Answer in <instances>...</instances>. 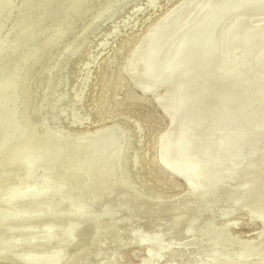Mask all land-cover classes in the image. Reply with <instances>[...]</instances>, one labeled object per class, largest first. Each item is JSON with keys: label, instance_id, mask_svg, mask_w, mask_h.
<instances>
[{"label": "bare ground", "instance_id": "6f19581e", "mask_svg": "<svg viewBox=\"0 0 264 264\" xmlns=\"http://www.w3.org/2000/svg\"><path fill=\"white\" fill-rule=\"evenodd\" d=\"M35 1L37 0H33V4H35ZM39 1H42V3L44 1V4H47L51 0ZM55 1L59 3L60 0ZM105 1L107 2L105 3ZM121 1L120 5H116ZM130 1L134 0H85V5L80 8V20L70 29L71 33L63 37V39L47 37L43 39L40 43L43 51L38 56V60L33 66L28 67L27 70H23L20 83L22 84V90L28 94L29 98L25 100V114L21 118L23 125L20 124V127H23L21 128V132L26 128L29 130V137L26 134L25 139L20 142L19 146L23 150L28 151L30 147L39 148L45 144L52 145L54 142L68 143L71 144V147L66 149L67 153L60 154L57 158H63V161L67 160V158L70 160L60 163L58 160L54 161L50 159L54 162L47 164L48 162L42 161L35 163L34 160L36 158L32 159L29 157L28 165L22 166L21 169L30 171L22 172L19 170L17 178L12 176L13 179L10 177L6 179L8 182L12 179L10 182L13 183L11 185L13 189H10V186L9 188L0 186V188L3 187L1 192L8 190L3 195L0 193V199L2 200V196L9 195L12 199V202L10 204L6 203V205H3L4 200L2 202L0 200V206L3 205L0 211V215L2 216V219H0L2 221L0 222H4L5 216H8L6 215L7 213L5 214L6 209L12 208L16 204L13 202H16L17 198L22 197L21 195L26 194L24 196L27 198L29 193H32L36 203L39 199H42L41 195L44 196L46 194H42L43 192H52V197L48 200V203H43V200L42 204H47L50 207L49 210H56L54 212L55 216L56 212L58 214H63L59 213L62 211L75 212L74 210L78 209H75L76 207H81L78 210L83 214L87 213L85 210L93 206L96 201L100 203V206L107 203L106 198L109 197V194L89 188V186L98 185L101 181L105 180V177L101 176L99 170L95 169V163L99 160L95 161L94 159L95 155L100 151L99 147L102 143H105L104 155L102 154L100 159L104 158L105 165L111 159L113 160L111 169H109L110 171L106 173L113 175L114 190L119 191L118 195L115 196L116 201L114 202L116 203L115 207H112L114 209L111 212V216L121 214L122 210H124L120 208L122 206H137L136 210L140 206L145 205V211L149 214L156 213L162 219V222L164 216H166L164 215L165 213L177 211L179 210L178 207L183 205L184 208H196L197 204L200 203L201 208L189 218V222L183 229L180 228V225L177 228H175L176 226L169 227V225L166 228L162 226L150 234H145L146 237L140 236L138 240L135 238L134 240L127 238V240L120 237L121 241H119V245L117 244L118 242L112 241V238L115 239V237H112V234L109 236L106 231L102 239L99 236L96 237L100 238L101 244L109 246L105 249H103V245L102 247L99 246L95 254L96 256L93 254L96 251L94 248L99 244L89 242V246L86 242L87 249L94 250L93 255L90 254L92 250H89L90 256L95 257L91 261L87 260L89 263L93 261L95 264L96 262H98L97 264H183L181 263L183 260L184 262L187 260V263L190 260H194L196 264H264V156L251 157L248 152L249 150L252 151V147H256L257 149L260 147L259 150H264V139L255 138L260 136V133L258 134L259 127H261L259 123L263 118L262 113L264 109V0L261 2L254 1L247 6L240 4L242 0H180L181 4L161 18L162 24L153 25L149 34L128 55V62L123 65V71L129 81L137 84V86L139 85L145 90L144 92H150L153 100L163 108L165 114L172 121L171 128L168 131H163L157 141L151 143L154 150L159 153L161 165L169 169L171 173L160 170L158 177L155 178L148 176L151 172L157 173V170L152 165L155 164L161 169L162 166L158 163L157 155L154 159H147L149 156V144L138 137V132L141 133L144 130L140 121L137 118H132L133 124H131L122 118V114H119L120 119L116 120V127L111 126L105 132L96 133L94 131L91 132L90 129L82 130L79 129L80 127L75 128L74 125H83V121L90 120L93 113H86L87 110L85 114L80 112V109L85 106V102L83 105L81 104L85 99L82 87L80 88L77 85L81 91L75 89L76 92L73 94L70 93L73 85L70 84V88H67L69 86V76L75 70L72 64H74L73 62L81 49H84L87 44L89 45L92 40L90 36L95 34L94 32H97L96 30H99V27L103 23L124 9ZM157 3L158 0H149L147 5L150 7V5L155 6ZM134 6L136 8V5ZM112 7L113 9L111 10ZM141 8L137 7L136 11ZM107 10L108 12L111 11L107 16H104L107 14L105 13ZM126 20L121 23H127ZM40 25L42 26L43 24ZM26 26L22 27V30ZM35 26L38 28L36 24ZM111 28L108 32L106 31V34L101 35V37L98 36L100 37L99 45H102V47L110 39H115L122 31L120 25L117 24ZM33 32H30V34ZM99 34L98 31L95 35ZM77 36L78 39L75 42L74 40ZM56 47H58L57 50ZM53 52L54 54L51 56ZM49 56L51 57L48 61L42 65V61ZM78 61L81 60L78 59ZM137 62L141 66V69H138ZM85 65L87 67V64ZM9 66L10 64L6 67L8 68ZM40 67L42 69L46 67V69H50L44 75L41 86L37 82ZM195 68L199 69V73H204V77L199 78L198 75L193 74L192 80L185 79L186 76H190L186 74L192 73L189 69L193 71V69L196 70ZM92 69L89 68L90 73ZM89 70H87V73ZM93 74L89 75L93 76ZM119 76L121 77V73L117 77ZM103 81L105 83L109 82L106 77L102 78L101 82ZM173 83L176 85H173ZM159 87H162L163 90L158 91ZM35 93H39L38 98H33ZM125 100L135 108L134 105L138 104V101L143 100V98L136 94L135 96L128 94L125 96L123 102ZM116 104L117 102L114 101L111 105L115 107ZM85 109L88 108L85 107ZM201 112L204 113L203 116L207 122L205 125L203 123L208 137L206 140H202V137L199 136L204 133L201 130L197 134L190 132L192 124L197 127V121L201 116ZM105 136H109V138L101 142V140L106 138ZM197 136L201 137L200 141L202 140L201 143L203 144L194 147L189 146L194 139L198 138ZM147 142L150 143V141ZM120 143L122 144L120 147L121 152L115 156V154H112L113 148L111 145ZM141 144L145 145L144 148ZM16 147L17 144L10 148V150L12 149L13 154L18 155L20 153L19 151H15ZM89 147H96V151L94 149L95 154L93 153V155L90 154L91 156L82 158H78L76 150H73L74 148L79 150L88 149ZM244 147H247V149L244 150ZM232 156H237V159ZM15 157L17 156L15 155ZM207 157L210 158V162L205 164ZM218 158H222V160H218ZM73 162H76L74 168L71 167ZM87 162H90V164L85 165ZM249 163L253 164V167H251L256 169V172H251L252 169L250 170V167H247L251 172L250 176L244 172ZM38 164L44 165L43 167L46 166L47 169L45 168L46 170L44 171L47 173L42 178L43 181L36 184L37 189L33 192L31 188H33L35 179L32 176L36 171L35 167L39 166ZM7 169H10V167H7ZM249 171L246 172L249 173ZM257 173L259 174L258 178L256 177L253 180ZM4 177H2L0 185L7 183L5 182L6 180L3 181ZM76 179L78 180L76 181ZM261 179L262 185H260ZM168 183L176 185L174 192L165 190V186ZM64 186L65 190L63 189ZM237 186H241V188L238 189ZM81 189L85 191L80 192ZM107 191L110 192L111 190ZM186 191H188L187 195L180 197ZM79 193L83 194V198L79 196ZM25 197L24 200H26ZM30 197H28V200ZM60 197H63V200L60 202L61 206L56 207V205L52 204V199ZM196 197L200 198L199 200L197 199L198 202L192 201ZM28 202L31 203L30 200ZM37 204L45 208V206L38 202L35 204V207ZM23 205L22 203L20 205L16 204V208L21 211L26 210L25 208L23 209ZM28 207L30 209V206ZM31 208L34 210L33 207ZM38 208L36 207V211ZM94 208L96 207L94 206ZM29 209L27 211L31 212L32 210ZM9 210H7L8 214H10ZM135 210L132 209V213ZM131 211H127L126 214H129ZM76 212L78 214V211ZM100 212L99 210L98 213L95 212L93 215L97 217V214L99 216L102 213ZM15 214V217L20 215V211H16ZM25 214L22 213V215ZM67 214L70 217V214ZM82 214L79 212L78 215ZM74 215L76 216L73 213ZM90 215L88 213V216ZM51 216L49 215V218ZM88 216L86 214V217ZM91 217L92 215L89 218L90 220L93 218ZM55 218L53 217L54 220L62 219ZM53 219L50 218V220ZM65 219L64 223L67 221V218ZM89 221H87L88 224ZM102 221H99V223H102ZM54 222L53 224H55ZM59 222L58 224H60ZM159 224L161 223L159 222ZM98 225L100 226V224ZM124 226L120 225V227ZM72 227L73 229L70 231V225H68L66 230L64 228L65 232L68 233L70 231V234L71 232H73L72 234H76L78 232L77 228H81L79 224L78 227ZM86 228L89 230L88 227ZM90 231L93 232V228H90ZM90 231L87 233L89 234ZM97 231L95 229V234H97ZM52 233L50 235L51 238L52 236L54 237ZM67 235L70 236L69 234ZM130 235V238H132V234ZM165 235L169 237L166 239ZM30 236L33 237L32 234ZM37 237L42 238V236ZM56 237L58 236L56 235ZM90 237L88 241H90ZM45 238L42 239L46 241L47 239L45 240ZM33 239L31 238V240ZM59 240L61 241V239ZM59 240L57 239L58 242ZM70 240L62 239V243H58V245L56 243L55 245L57 248H60L62 245H68L67 242ZM14 242L17 241L14 240ZM35 242L33 243L35 247H39L42 244L41 240L37 241L38 244ZM46 242H49V240ZM111 242H115L116 246L110 248ZM133 242L137 244L134 249L131 248L133 245L130 247ZM86 245L83 238L82 242L74 244L73 250L75 252L73 251V253L85 252L84 247ZM3 246H0V264H15L16 261L18 262L21 259L25 260V262L21 261V264H57L59 261L64 263L66 255V249L63 246L62 249H65V251L63 249V252L61 251L62 249L60 251L52 249L54 252L51 250V252H48L50 253L49 255L47 253L44 254L46 256L35 255L30 260L27 252H17L21 248L15 252L16 246L14 249ZM143 250L147 252V255ZM134 255H140L139 257L136 256L137 258L141 257L139 262L136 260L134 263ZM87 257L89 258V255ZM28 261L30 262L27 263Z\"/></svg>", "mask_w": 264, "mask_h": 264}, {"label": "rangeland", "instance_id": "374dc122", "mask_svg": "<svg viewBox=\"0 0 264 264\" xmlns=\"http://www.w3.org/2000/svg\"><path fill=\"white\" fill-rule=\"evenodd\" d=\"M74 1H75V3H74ZM148 1L149 0L130 1L128 4H126L124 9H122L116 15H114L111 19H109L108 21L103 23L99 27V30L98 29L96 30L97 32H94L96 34L99 31V33H100L99 35L93 34L90 36V39H92V40L90 41L89 45L87 44L88 47L86 46L84 48L85 50L81 49L77 58L73 62L74 64H72V67H74L75 70L69 76V86L67 88L68 89L70 88V84L73 85V87L70 89L71 94L76 92V90L81 91V89H82L83 95H85V99L81 102V104L83 105V103L85 102V104H84L85 106L80 109V112L85 114V111L87 110L86 113H93V114H91L92 117H90V120L83 121V125L82 124L74 125L75 128L80 127L79 129H82V130H84V129L89 130L90 129L91 132L94 131L96 133H101V132H105L111 126L116 127V120L120 119V117L118 116L119 114H122L123 115L122 118L126 119L131 124H133L132 118H137V120L140 121V123L142 124V126L144 128L143 132H141V133L138 132V137H140V139L142 141L149 144V156L147 157V159H150V158L154 159V158H156V155H157L158 163L161 165V160L158 156L159 153H157L154 150L151 143L153 141H157V139L159 138L161 133H163V131H168V129L171 128L170 125H171L172 121L169 118V116H167L165 114V112L163 111V108L160 107L153 100V96L151 95L150 92H148V91L144 92L145 90H143V88H141L139 85L137 86V84H135V83L133 84L131 81H129L127 75L123 71V65L127 64L128 55H130L132 53V51H134L135 47L138 44H140V42H142L144 40V38L149 34L153 25L162 24L163 21H161V18L163 16L167 15L168 12L170 13L171 11H173L175 7H177L178 5L181 4V2H180V0H158L159 4L157 3V5H155V6L150 5V7H149V5H147ZM254 1L261 2L263 0H248V1L242 0L240 4L243 6L244 5L247 6L250 3L252 4ZM39 2L37 0L34 2L35 4H33V0H0V170H1L0 173L2 172L0 174V179H1L0 181H2V177H4V176L5 177L3 178V181L8 179L9 177L13 179V177L15 178L16 176H19V174H18L19 170H21L22 172L30 171V170L21 169L22 166L28 165V159H30V158H32V159L36 158V160H34L35 163L38 161H42L45 163L48 162L47 164H50V163L54 162L55 160H58L60 163H64V162H67L70 160L67 158V160L63 161L62 160L63 158H61V159L57 158L58 155L63 154V153H67L66 149L71 147V144H68V143L62 144L63 142H54L52 145L45 144L44 146H41L39 148L30 147V149H28V151L23 150L21 148V146H19L20 142L25 139L26 134L29 137V130L27 128L26 129L24 128L25 130H22V132H21V128H23V127L22 126L20 127V124L23 125L21 118L25 114L24 113L25 112V100H27L29 98L28 94L24 90H22V84L20 83V80H22L21 77L23 74V70H27L28 67L33 66L36 63V61L38 60L37 59L38 56L43 51V48L40 46V43L43 39H45L46 37L47 38H54V39H58V38L63 39V37H65L71 33L70 29L76 24L77 21L80 20V15H81L80 14V12H81L80 8L85 5V0H64V1L60 0L59 1L60 4L58 3V1L56 2L55 0H51L50 2L48 1L47 4H44V1H43V3H42V1L40 3ZM106 2L107 1H105V3ZM121 3H122V1L118 2L116 5H120ZM39 4H41V5H39ZM47 5H48V7H47ZM134 5H136V8L137 7H142V8L139 9L138 11H136V8ZM112 9H113V7L111 8V10ZM109 12H108V10L105 11V13H107V14H105L104 16H107L109 14ZM125 20L127 23H125V24L121 23ZM35 24L38 26V28H36ZM40 24H43V25L41 26ZM115 24L120 25L122 31L119 33V35L115 39H110L108 41V43L106 44L107 46L103 45V47H102V45H99V38L101 37V35L106 34V31L108 32V30H111L112 29L111 27H113ZM122 25H124V26H122ZM24 26H26V27L24 28V30H22V27H24ZM32 31H34V32L32 34H30V32H32ZM98 36H100V37H98ZM77 39H78V36L76 37V39L74 41L76 42ZM57 49H58V47H56V50ZM82 50L85 52L83 53ZM86 51L87 52L89 51V52L87 53ZM89 53L90 54L92 53L91 56ZM53 54H54V52L51 54V56ZM80 54H82V55H80ZM92 55L94 58L92 57ZM51 56H49L48 58L43 60L42 65H44ZM87 56H88V58H87ZM95 56H96V58H95ZM81 57H83L84 59ZM78 59L81 60L82 62L78 61ZM83 60H84V62L85 61L86 62L84 63ZM8 64H10V66L7 68L6 66ZM85 64H87V67ZM137 64H138V69H141V66H139L138 62H137ZM48 66L52 67L51 65H48ZM41 67H40V70L38 73L39 77L37 78V82L39 83V86H41L43 84V77L50 70V69H46L47 67L44 69H42ZM89 68L90 69L93 68L91 71L93 73L95 72L94 73L95 75L92 72L90 73ZM87 70H89L88 73H87ZM189 70H191L192 73L186 74V75H190V76L188 77L185 75L186 76L185 79L188 78V79L192 80L193 74H196V76L198 75L199 78L204 77V73H201V72L199 73V69H196V70L193 69V71H192V69H189ZM84 72H85V74L83 75ZM188 72H190V71H188ZM120 73H121V77L120 76L117 77L118 74H120ZM89 74H93L94 77L92 75H89ZM89 77L92 80V82L89 79ZM103 77H106V79L109 80V82H107V83H105V81L101 82ZM198 77H196V78L198 79ZM82 78L84 79V81ZM143 78L145 79V77H143ZM34 79H35V77H34ZM93 79H94V81H93ZM82 84H84V85H82ZM91 84H92V86H91ZM77 85H79V87L80 88L82 87V88L79 89V87ZM173 85H176V84L173 83ZM84 88H85V91H84ZM160 90H163V88L159 87L158 91H160ZM89 94H90V96H89ZM128 94H131L134 96L136 94L138 96H141L143 98V100L138 101L139 103L134 105L135 108H133V105L131 106L126 100L123 102L125 96H127ZM38 96H39V93H35L33 95V98H38ZM114 101L117 102V104L115 107H112L111 104ZM87 106H89V107H87ZM85 107L88 109H85ZM88 110H90L92 112H90V111L88 112ZM82 113H80V114H82ZM203 114L204 113L201 112L202 117L200 116V118L198 119L197 127H196V125H193V124L191 125V127H190L191 131L190 132L197 134V132L201 130L204 133H203V135L200 134L199 136L202 137V140H206V138H208V137L206 135V132H205L206 127H204V125L207 122H206ZM262 114H263V118H262L261 122L259 123V125H261V127H259L260 131L258 130V134L260 133L259 134L260 136L255 137L256 139H261V140L264 139V134H263L264 133L263 132L264 131V127H263L264 126V109H263ZM203 123H204V125H203ZM262 123H263V125H262ZM119 133H120V131H119ZM100 136H102V135H100ZM201 137L194 139V141H192V143L189 146L194 147V146H199V145L203 144V143H201L202 140L200 141ZM108 138H109V136L104 138L103 140H101V142L106 141ZM147 141H150V143ZM123 142H124V140H123ZM16 144H17V147L15 148V151H19V153H20L18 155L13 154L12 149L10 150V148L14 147ZM104 144L105 143H102V145L99 147L100 151L97 155H95L94 159H95V161L99 160L95 163V169L99 170L101 176L105 177V180L101 181L100 184H98V185L89 186V188H91V189L94 188L95 191L100 190L104 193L109 194V197L106 198L107 203L100 206V203L98 201H96L95 202L96 205L93 204V206H90L89 208H87V210H85V212H87V213L82 214L81 211H79L81 207L80 208L76 207L75 209L78 208L79 210L78 209L74 210L75 212H67V211L66 212H64V211L59 212V213H63V214H58V212H56L58 215L55 213L56 214V216H55L54 212L56 210H54V209L49 210L50 207H48L47 204H42L43 200H44L43 203H48V200L51 199V197H52V194H53L52 192H51L52 194L47 192V191L42 193V194H44V193H46V194H44V196L41 195L42 199H39V200H42V201H40L41 203L39 202V200L37 202L39 204L45 206V208H43L42 206H39L37 204L36 207L37 208L39 207L38 208L39 211L38 210L36 211L35 204L37 202L35 203L32 193L31 194L29 193L27 198L25 197L26 194H24L25 196L21 195L22 197L17 198V201L13 202V203L14 204L16 203L19 205H20V203H22V205L24 203L23 209L25 208L26 210L21 211L20 209H17L16 204L12 208H9V209H13V210L10 211L8 208L6 209L5 214L7 213L6 215H8V216L10 214L11 215L9 217L5 216L6 217L5 221L0 222V234H1L0 237H2V238H0V241H2L4 239L2 242H0L1 243L0 246H3L5 244L3 247L6 246L7 248L9 247L10 249H14V247L16 246L15 252L17 249L19 250L21 248V250H19L17 252H19V253H21V252L26 253L27 252V254H28L27 256L30 258V260H32L31 257H33L35 255L36 256H41V255L46 256V255H44L46 253L49 255L50 253H48V252H51L52 249L54 251L55 250L60 251L62 249V247L64 246V248L66 249V255H65L64 263L62 261L61 262L59 261V262H57V264H62V263L63 264H70V263L75 264V262H76V264H81V263L83 264L84 259H85L84 264L85 263L86 264H95V263H93V261L89 263V261H87V260L91 261L92 258L93 259L95 258L93 256H90V254L91 255L94 254V256H96L95 254H96L99 246L102 247V245H103V247H104L103 249H105L107 246H109V245L104 246V244L103 243L101 244V241H99L100 238L101 239L103 238V235L105 234L106 231H107V234L109 236L112 234L111 236L115 237V239L112 238V241L118 242L117 244L119 245V243H120L119 241H121V238H124V239L128 238V239H133V240L135 238L136 240H138V238L140 236L146 237L145 234L146 235L150 234L154 230L160 229L162 226L164 228H166V226L169 225V227L176 226L175 228H177L180 225L181 229L185 228L184 226L189 222L188 221L189 218L198 209L201 208L200 203L197 204L196 208L195 207L184 208V205H183L181 207H178L179 210H177V211L176 210L169 211V212L164 214L166 216H164V219L162 222H161L162 219L158 215H156V213H151V214L147 213L145 211V208H146L145 205L140 206V208H137V209H139V210L136 209L137 211L135 210V208L137 206H134V207L122 206L120 208L124 209V210H122L123 212H121V214H119L117 216H111L112 215L111 212H113V209H114L112 207H115V203H116V202H114V201H116L115 196L118 195L119 191L114 190V183L112 182V180H114L112 178L113 175L106 173V172L110 171L109 169H111L113 160L111 159L105 165L104 158L100 159L102 154H103V150L105 149ZM121 145H122L121 143L111 145V147L113 148L112 154H115V156H117V153L119 154L121 152V148H120ZM142 145L143 144H141V146ZM144 146L145 145H143V148H144ZM95 148L89 147L88 149H79V150L77 148H74L73 150H76V156L78 158H82L85 156H91V155H93V153L95 154V151H96ZM18 149H20V150H18ZM94 149H95V151H94ZM243 149L245 150V149H247V147H244ZM251 149H252V151L251 150L248 151L249 155L251 157H255V156L262 157V156H264V154H263L264 150H259L260 147H258V149L256 147H254V148L252 147ZM253 149L254 150L256 149L258 151H256V150L254 151ZM250 152H251V154H250ZM8 154H10V155H8ZM21 154H23V155H21ZM253 154H254V156H253ZM259 154H261V155H259ZM15 155L17 157H15ZM12 156H13V159H12ZM232 157H234V156H232ZM8 158H10L13 161H11ZM234 158L237 159V156H235ZM50 159H52L54 161H51ZM219 159L220 158H218V160ZM220 160H222V158ZM208 162H210L209 157H207L205 159V164ZM211 162H213V161H211ZM75 164H76V162H73L71 167L74 168ZM87 164H90V162H87L85 165H87ZM250 164L251 163H249V165ZM249 165H247V166L245 165L246 166L245 170L249 171V169L250 170L252 169L253 171L251 170V172H256V169L252 168L253 164H251L250 166ZM43 166L39 165L38 167L37 166L35 167L36 171H35L34 175L32 176L35 179L34 183H33V188L36 187V184H39L40 181H43L42 178H44L46 176L47 172L44 170H46L47 167L46 166L43 167ZM7 167H10V169H7ZM152 167H154L157 170V173L151 172V174L148 175L150 178L158 177L160 170L163 172L171 173V171H169V169H166V167H164V166H162V169H161V168H158V166H156L155 164H153ZM247 167L248 168L250 167V168L247 169ZM42 168H43V170L41 171ZM246 171H244L246 173V175L250 176L251 172L249 171V173H248ZM36 173H37V175H36ZM43 173H45V174H43ZM258 175H259L258 173L255 177L253 175V177H254L253 180L256 177L258 178ZM77 180L78 179H76V181ZM10 181L8 182L6 180L5 182H7V183H4L3 185H0V186H3L4 188L5 187L9 188V186H10V189H13V186L11 187V185H13V183H11ZM14 181H15V179H14ZM261 182H262V179L260 180V185H262ZM9 183H11V184H9ZM170 184L171 183L166 184L165 190H168L169 192H174L176 185L175 184L170 185ZM184 186H186V185H184ZM3 187L0 188V193L2 195L8 191V190H6V191L4 190L1 192V190H3L2 189ZM33 188H31V189L34 192V190H36L37 187L35 189H33ZM237 188L240 189L241 186L240 187L237 186ZM63 189L64 190L66 189L65 186L63 187ZM183 189H184V187H183ZM107 190H111V191L108 192ZM84 191L85 190H83V189L80 190V192H84ZM187 193H188V191H186L180 197L186 196ZM9 196H2V200L1 199L0 200H1V202L4 200L3 205H6V203L10 204L12 202L11 201L12 199L10 198L11 196L10 197ZM79 196H81V198H83V194L79 193ZM24 197L26 200H24ZM28 197H30L29 200L31 201V203L28 202L29 201ZM55 197H57V196L55 195ZM60 198L52 199V204L56 205V207L61 206L60 202L63 200V197H60ZM197 199L199 200L200 198L196 197V199H192V201L198 202ZM32 200H33V202H32ZM111 200H113V202H111ZM209 201H211V200L209 199ZM3 205L0 206V211H1V208ZM97 205H99V207H97ZM28 206H30V209ZM94 206L96 208H94ZM104 206H106V207H104ZM26 207H28V208H26ZM31 207H33V208L35 207L34 208L35 211ZM40 207H41V209H40ZM52 208H53V206H52ZM14 209H15V211H14ZM28 209L32 210V211L28 212L27 211ZM132 209L135 210V212H134L135 214L132 213V211H131ZM7 210H9L10 214H8ZM18 210L20 211L21 217L18 214H17L18 216L15 217V215H16L15 212L16 211L18 212ZM99 210L102 212V213L100 212L101 214H99V216H98V214H97V217L95 215H93V214H95V212L98 213ZM129 210L131 212L129 214L128 213L126 214V212ZM12 211L14 214L12 213ZM51 211H53V212H51ZM57 211H59V210H57ZM76 211H78V214L80 212V214H82V215H78ZM32 212H34V213H32ZM50 212L52 213V216H51ZM22 213H24V214L26 213V214L22 215ZM67 213L70 214V217H68L69 215ZM71 213H72V215H71ZM73 213L76 214V216L78 215L77 217L81 221L78 218H77V220L80 223L76 220V216L75 215H74L75 217L73 216ZM88 213L91 214L94 219L91 217L92 219L90 220L89 218L91 215L88 216ZM103 213L105 215H108V216H105ZM198 213H201V212H198ZM86 214L88 217H86ZM49 215L51 216L50 217L51 219H53V217H56L55 219H59V218L61 219L62 218L61 220L63 221V223L66 220L65 218H67V221L64 223L65 226L63 225V223H61L62 222L61 220H54V219L50 220ZM61 215H63V216H61ZM64 216H65V218H64ZM73 217L75 220L73 219ZM98 217H101V218H98ZM111 217H113V218H111ZM16 218H17V220H16ZM68 218L71 220H69ZM0 219H2L1 215H0ZM13 219H15V220H13ZM95 219H96V221H95ZM110 219H112V220L110 221ZM132 219H134V220H132ZM167 219H169L173 222H170ZM92 220H94V221H92ZM113 220L116 222H114ZM0 221H2V220H0ZM58 221H60L59 222L60 224H58ZM68 221L74 222V223H72L74 225H72L71 222H69L70 223L69 224ZM82 221H85V222L89 221V224H88V222L85 223ZM99 221H102V223H99ZM158 221L161 224H159ZM13 222H15V223H13ZM49 222L52 226L49 224ZM53 222L55 224H53ZM90 222H92L91 224L94 226H92L90 224ZM94 222H97V223H94ZM66 223H68V224L66 225ZM81 223L84 225H82ZM61 224H62V226H61ZM78 224H79V227H81V228H77L78 232L76 234H72L73 232H71V234H70L69 232L73 229L72 226L78 227ZM95 224H97V225L100 224V226L98 225V227L95 228L97 226ZM111 224H113V225H111ZM125 224H127V225H125ZM68 225H70V231L68 233H66L65 230H66V227ZM103 225H104V227H103ZM120 225H123V226L125 225V226L120 227ZM59 226H61L62 228ZM54 227H57V228H54ZM58 227H59V229L60 228L61 229L59 230ZM86 227H88L89 230H87ZM89 227L93 228V232L90 231ZM115 227H116V229H115ZM126 227H128L129 229ZM139 227L140 228L142 227V229H140ZM53 228H54V230H53ZM64 228H65V230H64ZM83 228H85V229H83ZM117 228L118 229L120 228L122 230L119 229L120 230L119 231ZM55 229L57 232L55 231ZM95 229H96V231L98 230L97 234H95ZM137 229H138V231H137ZM58 230H59V232L61 231L60 234H59ZM81 230L83 233L81 232ZM129 230H131V231H129ZM52 231H53V233H52ZM88 231H90V233H89L90 235L87 233ZM108 231H110V232H108ZM98 232L100 233V235ZM119 232H121V234H119ZM28 233L30 235L32 234L33 237H31ZM36 233L37 234L39 233V234L37 235ZM51 233H52V235H54V237L52 236V238L50 236ZM54 233L55 234L58 233L56 235L59 238L56 237V235ZM92 233H94V234L92 235ZM113 233H115V234H113ZM42 234L45 235L44 236V237H46L45 240L47 239V240H49V242H46L47 240L46 241L43 240L44 237ZM61 234L66 235L67 238H66V236H63ZM67 234H69L70 236H68ZM130 234H132V236H133L132 238H130L131 237ZM169 234H171V233H169ZM87 235L91 236L90 241H88L89 236H87ZM37 236H39V237L42 236L43 239L38 238ZM96 236H99L100 238H98ZM165 236H166V239L169 237V236L167 237V235H165ZM70 237H72V238H70ZM31 238L32 239L34 238V239L31 240ZM35 238H37V239H35ZM83 238L85 241V245L87 243H88L87 245H89V242L99 244L98 246L96 245L97 247L95 246L96 248H94V250H96V251L89 249V250H92L90 253V251L87 249V245H86L84 247L85 252L82 249L83 252L81 253V251H80L81 254L77 251L76 252L78 254L73 253L74 244H78L79 242H82ZM57 239L58 240L61 239V241L59 240V242H58ZM62 239H65V240L71 239V240L69 241L70 243L67 242L68 245L67 244L62 245V247L57 248V246L55 244L57 243V245H58V243L59 244L62 243ZM86 239H87V241H86ZM117 239H118V241H117ZM14 240H16L17 242H14ZM35 240H36V242H35ZM38 240H41L42 244L39 247H35L33 243L35 242L38 244V242H37ZM79 240H81V241H79ZM95 240H97V241H95ZM31 241H34V242H31ZM115 242L114 243L111 242L110 248L113 246H116ZM9 243H10L11 247H10ZM13 243H15L16 245ZM12 244H13V248H12ZM134 244L135 243L133 242L130 245V247L133 245L131 247L132 249H134L137 246V244H135V245ZM89 246H88V248H89ZM47 249H48V251H47ZM63 249L61 250L62 252H63ZM65 249H64V251H65ZM53 250H52V252H54ZM93 251L95 253H93ZM143 252H144V250H143ZM83 253H85V254H83ZM144 253L147 255V252H144ZM71 255H72V259H71ZM88 255H89V258L87 257ZM136 256L139 257L140 255H136ZM136 256L134 255V257H133L134 263L136 260L139 262L141 259V257L137 258ZM69 257H70V260H69ZM90 257H91V259H90ZM21 261L25 262V260H23V259H21L18 262L16 261V262H17V264H21L22 263ZM191 261H193L192 262L193 264L195 263L194 260H190V261H188V263H187V260H185L186 264H189V263L192 264ZM16 262H15V264H16ZM29 262L30 261H28L27 263H29ZM138 262H136V263H138ZM185 262H184V260L181 261V263H183V264H185ZM97 263L98 262H96V264Z\"/></svg>", "mask_w": 264, "mask_h": 264}]
</instances>
